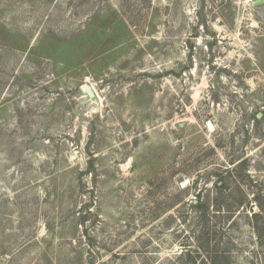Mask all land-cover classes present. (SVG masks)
<instances>
[{
	"label": "rangeland",
	"instance_id": "374dc122",
	"mask_svg": "<svg viewBox=\"0 0 264 264\" xmlns=\"http://www.w3.org/2000/svg\"><path fill=\"white\" fill-rule=\"evenodd\" d=\"M253 1L0 0V264H264Z\"/></svg>",
	"mask_w": 264,
	"mask_h": 264
},
{
	"label": "water",
	"instance_id": "95a60500",
	"mask_svg": "<svg viewBox=\"0 0 264 264\" xmlns=\"http://www.w3.org/2000/svg\"><path fill=\"white\" fill-rule=\"evenodd\" d=\"M261 2H263V0H254L253 4H259ZM83 89L89 94V96H91V97L93 96V92H92L91 88L88 85H84Z\"/></svg>",
	"mask_w": 264,
	"mask_h": 264
}]
</instances>
